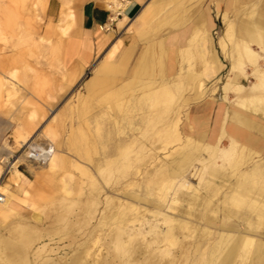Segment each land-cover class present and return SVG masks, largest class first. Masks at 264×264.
Instances as JSON below:
<instances>
[{"label":"rangeland","instance_id":"374dc122","mask_svg":"<svg viewBox=\"0 0 264 264\" xmlns=\"http://www.w3.org/2000/svg\"><path fill=\"white\" fill-rule=\"evenodd\" d=\"M36 2L0 0V79L12 68L19 69L21 79L15 90L0 84V145L8 142L0 154L11 161L20 155V129L38 143H50L43 131L48 122L59 133L62 161L54 172L47 163L19 166L28 176L30 196L19 201L18 211L0 212V264H68L79 255V264H264V157L253 152L246 161L230 155L209 161L204 142H215L223 132L215 137L214 119L201 118L207 108L214 118L221 107L227 118L234 111L252 118L255 112L264 114V78L256 101L238 105V89L231 90V101L223 97L233 58L238 81L256 82L253 50L246 54L239 48L244 47L243 22L257 24L260 3L168 0L141 30L121 31L128 57L113 82L88 94L84 84L103 56L80 83H64L65 43L52 21L44 24L45 9L28 10ZM202 16L208 43L195 29ZM40 35L56 42L40 44ZM220 36L228 66L221 75L207 77L204 49L221 55ZM252 43L263 69L264 39ZM147 49L146 68L134 73ZM61 85L64 90L56 91ZM33 109L39 115L35 121L29 118ZM53 113L56 121L49 122ZM187 136L198 142L188 143ZM228 141L224 136L222 146ZM258 163L262 167L255 170ZM10 174L0 163V184ZM252 199L257 201L251 205ZM160 213L175 220L170 241H162L167 224ZM222 223L234 229L222 231ZM240 236L252 241L228 255Z\"/></svg>","mask_w":264,"mask_h":264},{"label":"crops","instance_id":"0c3cea01","mask_svg":"<svg viewBox=\"0 0 264 264\" xmlns=\"http://www.w3.org/2000/svg\"><path fill=\"white\" fill-rule=\"evenodd\" d=\"M167 1L168 0H120L123 6H121L117 12H113L109 7L108 0H38V2L34 4L33 8L28 10L34 12L40 10V8L43 6L44 8H42L46 10L44 24L46 25L48 22L52 21L53 25L58 29L59 36L65 43L62 65L64 83L68 81H77V83H80L82 78L85 76V72L93 65V63H95L99 57L103 56L102 60L92 68L93 74L89 77L90 80L88 78L85 82L87 86L84 84L86 92L91 94L92 92L94 93L103 86H107L114 81L115 75L120 69V65L130 53L129 50H123L125 43L119 36L121 31L125 30L133 32L134 30H141L146 24L149 23L151 16L160 10ZM245 2H248V6L250 7L252 2L260 3L258 18L253 21L264 27V0H245ZM229 4L230 1H228V5ZM68 12H71L72 14L71 19L66 18V14ZM115 13L117 15L116 17L114 16ZM205 21V17H199L196 20L195 29L196 31H203L202 33L204 35L201 36V38L205 43H208L210 40L205 35ZM210 24L211 26L213 24L217 25V22H215V20H211ZM63 28H66L65 34L62 31ZM195 33L193 36L194 40H196ZM221 38L222 36H220L218 40V46L221 50V55L217 54L218 50L215 56V53L213 51L211 52L210 49L207 51L204 49V57H207L204 64V74L207 77L221 75L228 66V64L225 63L226 58L223 55L224 49L222 47ZM50 42H56V40L51 41L46 37V35H40L38 38V43L40 44H46ZM176 43L177 41L175 38L170 40V45H173V47H176ZM149 52V49L145 50V53H143L136 61L131 71L134 73H141V71L146 68V64L148 63L147 54H149ZM210 58H212V60ZM169 60H171V63L173 64L172 54H170ZM99 65L100 67H98ZM14 69L18 70V74L20 76V71L18 68H12L8 70L0 79L2 88L9 90L10 88L14 89V86L9 84L7 81L9 73ZM163 83L167 84V82ZM175 83L182 84V86L184 85L182 80L175 81ZM18 85H20V82ZM64 87V85H61L59 89H56V91H63ZM204 88L205 82L200 81L198 83V90L203 91ZM223 97L224 100L231 101V97L225 98L224 95ZM207 109L204 110L206 114H203L201 118L205 120L210 119V122L214 119L215 127L213 132L215 137H218V130L221 129L223 134L219 136L220 139L221 137L224 138V135L226 134L227 138L230 137L229 140L232 138L239 144H244V146L248 149H252V151L257 153L256 155L264 157V114L255 112L256 116L252 118L253 116H250L249 113L234 111L233 114H230V117L227 118L226 115H224L223 107H221L213 118V115H210ZM54 116L56 117L57 114L53 113L49 122L56 121ZM38 117L39 115L35 109L30 111L29 118L31 121L37 120ZM247 119L249 120L247 121ZM245 121L247 124H245ZM47 126L48 122L45 124V128ZM55 131L57 133V145H59V133L56 129ZM21 132L23 133V131L20 129L18 134H21ZM219 138H217L215 142L208 141L204 143L215 144L220 140ZM57 154L58 157L55 164L56 169L54 171L59 168L62 161V156H60V153L58 152ZM25 177L28 176L25 174Z\"/></svg>","mask_w":264,"mask_h":264},{"label":"bare ground","instance_id":"6f19581e","mask_svg":"<svg viewBox=\"0 0 264 264\" xmlns=\"http://www.w3.org/2000/svg\"><path fill=\"white\" fill-rule=\"evenodd\" d=\"M106 1V0H105ZM43 2V1H42ZM47 2V1H46ZM70 2V1H69ZM44 3V2H43ZM105 3V2H104ZM108 4H109V7L112 9V11L114 12H117L118 9L121 8V6H123L122 2H120V0H108ZM107 4V6H108ZM127 4V3H126ZM38 5V4H37ZM43 7V6H42ZM41 7V8H42ZM44 8V7H43ZM42 8V9H43ZM123 9V8H122ZM115 17L117 16L116 13L114 15ZM139 16V15H138ZM72 17V14L71 12H68L66 14V18L67 19H71ZM114 18V17H113ZM245 20V19H244ZM133 21V20H132ZM135 23V22H134ZM128 24V23H127ZM132 25V24H131ZM241 25V24H240ZM243 33H241V37L244 38V47L242 48H239L241 52L243 53H246V54H249L250 51L253 50L252 54L253 56H251V59H253L251 62L254 64L255 69H256V82L255 84H251V85H246V84H243L241 82L238 81V64H237V60L235 58L232 59V67L230 68L229 72L227 73V78H226V81L224 82V85H223V92H224V96L225 98H230V94H231V90L232 89H238L240 91V95L239 97L237 98V100H235L234 102L235 103H238L239 104H243V105H247V102H252V101H256L258 99V97L260 96V93H261V86L263 84V78H264V68L261 69L259 68V61H258V51L254 48V46H252V41H255V43L257 42V44H260L263 42V39H264V32L262 29L263 26H261L260 24H252L251 21H245L243 22ZM63 33L65 34L66 33V28H63ZM120 39V38H119ZM116 44V43H114ZM255 45V44H254ZM122 47V46H121ZM119 47V48H121ZM245 54V55H246ZM104 63V62H103ZM102 64V63H101ZM199 66V65H198ZM100 67V65L98 66ZM96 69V68H95ZM102 71V69H101ZM99 71V72H101ZM242 71V70H241ZM245 70L243 69V72ZM103 72V71H102ZM198 72V71H197ZM106 73V72H105ZM108 73V72H107ZM190 73V72H189ZM241 73V72H239ZM245 75V74H244ZM7 77V76H6ZM19 74H18V70L17 69H14L12 70L10 73H9V76L7 78V81L9 84H11L12 86H14V90L16 89L15 87L17 86H20L18 85L19 84ZM246 77V76H245ZM247 78V77H246ZM6 79V78H5ZM90 80V78H89ZM7 83V84H8ZM182 83V82H181ZM86 85V84H85ZM87 86V85H86ZM179 86V84H178ZM182 86V85H181ZM11 87V86H10ZM177 87V86H176ZM236 87V88H235ZM87 88V87H86ZM12 90V89H11ZM13 95V94H11ZM23 99V98H22ZM24 100V99H23ZM230 100V99H229ZM23 104V102H22ZM32 113V112H31ZM35 113V112H34ZM36 114V113H35ZM34 114V115H35ZM33 116V114H32ZM54 118L56 119V117L54 116ZM53 119V118H52ZM249 119H247L248 121ZM243 122V121H242ZM249 123V122H248ZM245 124L246 121H245ZM178 124L176 123L175 124V127L173 125V127L175 128V132L176 134L178 135V138L180 139V133L179 134V131H178ZM169 130V129H167ZM44 131V135L46 136V138L48 139V141H50V144H51V147H53V152L51 154V156L49 157V160L47 162L48 164V171H54L56 169V160H57V157H58V152L57 149H56V146H57V141H56V131L54 129V127L52 125H48ZM28 132H21V134H19V137L20 139H18L20 141V143L22 144V147L25 146V145H28V144H33L35 141V138H34V134L33 135H27ZM170 135V134H169ZM226 135V134H225ZM224 135V136H225ZM191 136V135H190ZM182 137V135H181ZM186 137V136H185ZM212 137V136H211ZM230 138V137H229ZM182 139V138H181ZM197 139V138H196ZM220 139V138H219ZM17 140V141H18ZM18 141V142H19ZM177 141V140H176ZM184 141V140H183ZM187 141L188 143L190 142H193V143H196L197 140H195V138L193 139L192 137H189L187 136V139L185 140ZM198 142V141H197ZM8 142L5 141V144L4 145H0V153L1 151L6 148L8 145H6ZM185 143V142H184ZM224 143V138L221 137V139L219 141H217V143H207L205 144V148H206V154L208 156V160L209 161H215L220 155H230L233 157V159H237L239 160V157L241 158V160H244L245 158V161L246 160H249L247 159L248 156H250L251 153H253L254 151H252V149H248L247 147L241 144H239L236 140L234 139H230L228 144H227V147H223ZM186 144V143H185ZM188 145V144H187ZM196 145V144H195ZM225 146V144H224ZM258 151V150H257ZM61 153V152H59ZM248 155V156H247ZM1 154H0V163H4L6 161H8L9 157L7 156V159L5 160L4 157L6 158V156L2 157L1 158ZM61 156V155H60ZM245 156V157H243ZM19 157H22V156H19ZM252 157V156H251ZM3 166V165H2ZM260 167H262V163H258L256 166H255V170H259ZM166 170V169H165ZM10 175L8 176L7 178V181L4 182V183H1L0 184V194L3 195V200L0 201V212L2 211H6V210H11V211H18V207H19V201L23 200V201H26V199L30 196V191L29 189L26 188L25 184L27 183V180L25 179V174L24 172L18 167L17 163H13L12 166H11V169H10ZM251 173V170H247L246 174H250ZM4 170H3V178H4ZM37 179V178H36ZM39 181V179H37ZM172 180V179H171ZM32 183L34 184V181L35 180H31ZM37 182V181H36ZM63 182V181H62ZM65 182V181H64ZM67 185V183H66ZM64 186L63 187V190L67 193L69 190H68V187L67 186ZM185 185V184H184ZM13 188H15V190H13ZM177 188V187H176ZM166 192V191H165ZM164 192V193H165ZM176 192V191H175ZM189 192V191H188ZM168 193V192H166ZM236 193V191H235ZM235 195V194H234ZM228 196V195H227ZM231 196V195H230ZM229 196V197H230ZM179 198V197H178ZM177 198V199H178ZM228 198V197H227ZM161 199V198H160ZM169 201V200H168ZM178 201V200H177ZM257 199L255 200H251V205L256 202ZM174 202V201H173ZM172 203V201H169L168 205ZM170 206V205H169ZM132 206H130L131 208ZM136 209V208H135ZM129 210V209H128ZM132 210V209H131ZM155 211V210H154ZM132 212V211H131ZM134 212V211H133ZM125 213V212H124ZM159 213V212H158ZM35 214V213H34ZM136 214V213H135ZM138 214V213H137ZM162 215V218L163 221L165 224H167V226L164 228V229H161L162 231V241H170L172 238H173V229H174V222L175 221L173 218H171L169 215H167L166 213L164 214H161ZM121 217L122 214L120 215ZM126 216V215H125ZM135 216V215H134ZM176 216V215H175ZM174 216V218H175ZM138 217V216H137ZM143 217V216H142ZM230 216H226V219L229 218ZM118 218V217H116ZM125 218V217H124ZM135 218V217H134ZM141 218V216H140ZM35 220H37L39 222L40 220V217L38 215H36L34 217ZM127 219V218H126ZM161 219V220H162ZM177 219V217H176ZM180 219V218H179ZM179 223L180 225H183L185 224V221L182 220H179ZM133 220V219H132ZM138 220V219H136ZM135 220V221H136ZM120 221V220H119ZM129 221V220H128ZM141 222H146L145 221H142L140 220ZM126 223V220L124 221ZM131 222V221H130ZM122 223V221H121ZM135 223V222H134ZM125 225V224H124ZM142 225V224H141ZM220 228L222 229V231H232L234 229L233 227V224H219ZM124 228V226H122ZM176 227V225H175ZM178 227V226H177ZM119 228V226H118ZM180 228V227H179ZM183 228V226H182ZM121 229V228H120ZM153 230V229H152ZM38 234V233H37ZM223 234V233H222ZM228 237H230V234H227ZM227 237V236H226ZM225 237V238H226ZM96 239V238H95ZM174 240V239H173ZM252 240L250 238H246L244 236H240L235 244L230 247L229 251H228V255H230V253L232 252L233 248H241V251L243 248H245L246 246L249 245V243L251 242ZM147 243V242H146ZM232 243V242H231ZM129 246V245H127ZM152 246V245H151ZM12 247V246H10ZM160 247V246H159ZM219 249V248H218ZM44 250V249H43ZM36 253V252H35ZM88 254V253H87ZM45 256V255H44ZM80 256V255H79ZM79 256H74L71 261L68 263V264H79L80 261H81V257ZM83 257V256H82ZM38 258V257H37ZM57 258V257H56ZM51 259V258H49ZM138 259V258H137ZM7 262V261H6ZM9 262V261H8ZM100 262V261H99ZM99 262H94L92 264H101ZM43 263V262H42ZM55 263V262H54ZM12 264V263H10ZM44 264H53L51 262H46ZM56 264V263H55ZM89 264V263H88Z\"/></svg>","mask_w":264,"mask_h":264},{"label":"built area","instance_id":"2783aa9c","mask_svg":"<svg viewBox=\"0 0 264 264\" xmlns=\"http://www.w3.org/2000/svg\"><path fill=\"white\" fill-rule=\"evenodd\" d=\"M52 152H53V147H51L50 143L44 144V143L34 142L33 144H28L21 147V153L19 156L22 157L14 155L11 157L12 159H14L13 161H11L9 157L8 161L4 162V164L6 166L7 172L10 171L13 163H17L18 167L21 164H24L26 161L36 164H45L48 162ZM20 160L23 161L21 162ZM2 200H3V195L0 194V201Z\"/></svg>","mask_w":264,"mask_h":264}]
</instances>
